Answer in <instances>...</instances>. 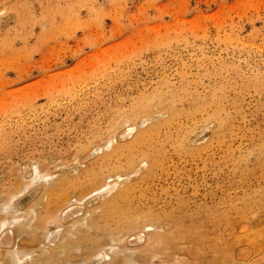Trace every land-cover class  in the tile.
Returning a JSON list of instances; mask_svg holds the SVG:
<instances>
[{"label": "rangeland", "instance_id": "rangeland-1", "mask_svg": "<svg viewBox=\"0 0 264 264\" xmlns=\"http://www.w3.org/2000/svg\"><path fill=\"white\" fill-rule=\"evenodd\" d=\"M11 1L0 0V264H218L208 263L205 245L232 242L225 232L244 220L257 228L264 206L254 214L241 208L240 194L246 187L260 198L264 180L230 181L221 158L245 151L252 160L264 133V0H36L19 14L20 33L10 28L17 15ZM220 82L245 87L224 91V102L233 103L226 111L238 119L234 136L215 144V126L198 114L189 146L175 152L163 145V167L141 184L154 209L186 213L204 227L199 244L184 241L168 255L146 248L149 223L119 234L91 230L84 214L120 182L138 179L135 168L104 172L96 185L44 211L45 186L80 175L110 146L131 142L154 112L167 111L126 119L140 98L169 100L181 88L209 97ZM148 164L140 160L139 169ZM256 239L261 248L252 253L241 239L223 264H264V232ZM192 244L205 254L185 253Z\"/></svg>", "mask_w": 264, "mask_h": 264}, {"label": "bare ground", "instance_id": "bare-ground-1", "mask_svg": "<svg viewBox=\"0 0 264 264\" xmlns=\"http://www.w3.org/2000/svg\"><path fill=\"white\" fill-rule=\"evenodd\" d=\"M35 1L36 0H12L10 2V7L17 12L16 19L12 20L11 29L16 28L19 33L22 31L23 21L19 14L23 11L26 12L30 3H34ZM32 14L37 15L35 13ZM40 15L41 13L38 14V16ZM54 21V18L50 19L51 26L48 28L47 34L55 32ZM7 40H9V38H7ZM1 64H4V62ZM216 72L219 75L222 74L221 69H217ZM253 77L254 75L248 76L247 80L244 78L242 79L244 81H254ZM6 82L7 81H5V83ZM4 85L5 84H3V86ZM238 88L245 91V87L241 85V83L229 88L226 83L220 82L217 89L218 94L209 97L204 96L200 98L190 90L181 88V90L174 94L169 100L148 101L146 97L140 98L139 101L134 103L135 105H131V112L128 116H125L126 119L137 118L140 120L139 115L143 114L142 111H146L151 117L154 115L152 118L147 119V127L139 130L136 135L134 134L135 136L131 142L123 145H112L107 148L99 158V161L92 164V166L84 170L80 175H68L63 177L59 182H54L45 186L43 189L45 198L44 211L64 201L69 194L78 193L81 189L96 185L102 180L104 172H115L124 168H135L139 174L138 179L135 181L126 180L125 182H120L121 186L113 188L109 192L108 199L99 203L97 207L88 210L87 213L84 214L83 217L86 219L87 225L91 230L119 234L123 231L135 230L149 223L153 229L147 234L146 241L149 244L146 248L153 247L155 250L164 251L165 254L168 255H171L173 251L178 248V245L184 241L199 244L195 240L202 237L204 227L198 224V222H194L190 218V215L186 213L182 214L180 211L171 209L164 210L163 206L154 209L156 206L155 198L151 195V191L141 186V184L146 180V176L154 175L156 169L163 167L165 156L162 151L163 145H171L175 152H179L181 149H185L189 146L186 134L193 127L198 125L196 120L198 114L201 116V121L203 123L208 124L212 122L215 126L212 134L215 144L222 145L225 138H232V136H234V131H236L234 129L237 128L235 121L238 119L236 116L231 115V112L227 113L226 110H229L228 108L233 103L228 104V102H224V91L227 93L229 89H233L235 92ZM153 97L158 98L159 94L155 92ZM162 106L167 108L165 113L154 112L155 114H151L152 110H156L158 107ZM208 109L212 110L211 114L207 112ZM259 138V143L257 142L255 145V150L258 153L252 160H247L244 153L245 151L241 152L239 149L237 156L234 158L230 155L221 158L224 165L231 168L229 175L230 181L234 176H239L238 183L241 182L246 186L249 182H254L249 181L254 177L259 178L257 180H264V133H259ZM207 147H209V144H205L197 149L193 148L194 150L186 153L188 155L187 157L197 152L205 151ZM253 149L254 146L252 147V150ZM227 150H230V147ZM209 151H207V153ZM142 159L149 160L148 167L144 170H140L138 165ZM209 162L210 160H205L207 165ZM258 170L261 171V175H256ZM259 192L260 198L257 196L254 197V190L243 187L242 193L240 194L243 198V202L240 205L241 208L250 209L254 214L255 207L258 213L261 207L264 206V190L260 189ZM234 196L236 197L237 195ZM184 219H191L192 223L190 225H185ZM263 222L264 219L259 220L257 222V228H253L249 224H246V220L233 224L234 227L227 230L224 234L225 239L233 238L232 242L226 240L221 244L218 243L217 249H214L210 245H205V250L211 255V258L207 256L208 263L218 262V264H223L222 259L232 256V250L235 246L237 247L241 239H245L250 243L252 253L261 248V243L258 242L256 237L264 232ZM234 232H237L236 235L231 237V234ZM76 238L79 240L78 236H76ZM63 244L64 241L61 246H63ZM228 250H231V253H227ZM192 251L205 254L199 246L193 244L189 249L185 248L184 250L185 253L194 255L195 253ZM235 254H238L236 257L240 258L247 256V253L244 254L241 251ZM235 254L233 255L234 259H236L234 257ZM186 262L187 260H182V263Z\"/></svg>", "mask_w": 264, "mask_h": 264}]
</instances>
